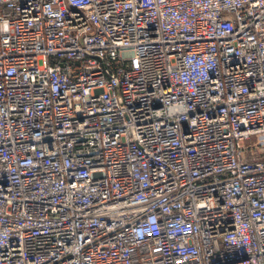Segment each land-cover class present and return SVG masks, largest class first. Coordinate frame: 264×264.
I'll return each instance as SVG.
<instances>
[{
	"label": "built area",
	"instance_id": "obj_1",
	"mask_svg": "<svg viewBox=\"0 0 264 264\" xmlns=\"http://www.w3.org/2000/svg\"><path fill=\"white\" fill-rule=\"evenodd\" d=\"M0 264H264V0H0Z\"/></svg>",
	"mask_w": 264,
	"mask_h": 264
}]
</instances>
